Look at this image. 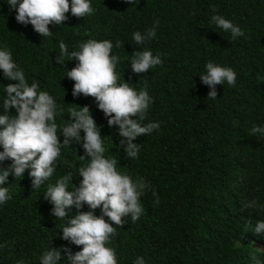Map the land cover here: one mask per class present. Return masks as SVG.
<instances>
[{
    "label": "trees",
    "instance_id": "16d2710c",
    "mask_svg": "<svg viewBox=\"0 0 264 264\" xmlns=\"http://www.w3.org/2000/svg\"><path fill=\"white\" fill-rule=\"evenodd\" d=\"M7 2L0 0V48L12 51L29 84L35 79L55 98L63 109L57 124L68 120L70 107L89 106L101 128L105 155L118 159L119 171L151 185L140 198L144 214L136 221L125 217L123 227L113 225L118 235L108 246L115 249L117 264H134L137 257L145 264H264V234L254 231L264 220V136L249 135L253 125L264 127V0H91L94 14L77 18L69 12L63 25H49L52 35L47 37L18 23ZM214 14L245 35L233 40L211 22ZM157 20L156 36L146 47L159 53L163 64L133 73L131 53L143 46L132 35ZM88 39L114 45L120 40L122 47L112 49L120 58L115 69L120 81L137 91L147 82L152 103L142 124L158 122L160 127L133 141L140 145L135 159L119 147L118 126L108 125L94 98L73 97L75 82L66 74L78 61L55 63L60 40L71 52ZM209 61L231 67L237 77L235 86L217 85L214 100L207 99L210 88L200 79ZM8 83L17 81L6 80L0 70V102ZM10 112L15 115V109ZM82 143L62 150L53 176L38 189L32 187L30 169L23 177L9 175L0 185L11 197L0 204V264H41L50 248L62 250L58 264H70L63 249L73 255L82 250L62 239V228L79 211H89L87 204L66 209L68 216L57 219L44 196L48 184L69 173V189L79 187L78 169L88 162L79 158L85 155ZM11 163L5 160L0 167ZM252 201L256 204L249 207Z\"/></svg>",
    "mask_w": 264,
    "mask_h": 264
},
{
    "label": "clouds",
    "instance_id": "9594fccd",
    "mask_svg": "<svg viewBox=\"0 0 264 264\" xmlns=\"http://www.w3.org/2000/svg\"><path fill=\"white\" fill-rule=\"evenodd\" d=\"M7 3L10 9L16 11V21L23 25L30 24L41 37L51 36L49 25H63L68 20L69 12L77 18L95 12L91 0H8ZM211 22L223 31L230 32L233 40L245 35L238 25L219 14H214ZM158 25L157 20L144 33H133L135 44L143 46L131 53L130 66L133 73H146L163 64L160 54L153 55L146 47L147 42L155 38ZM58 47L55 60L57 65H65L73 59L78 61L66 74L67 78L75 82L73 97L81 94L93 97L98 109L108 118V125L118 126L121 137L119 147L124 149L128 158H137L140 145L133 141L159 129L160 124H142L152 103L147 82L144 88L137 91L129 82H121L116 73L120 58L112 54V49L121 48L122 42L117 40L114 45L108 39H88L79 44V51L70 52L65 42L60 40ZM205 68L206 72L200 74V79L210 88L207 99H216V86L223 85L225 81L235 86L237 77L231 67L209 61ZM0 70L6 80L17 81L4 85L6 97L3 96L0 102L4 112L0 114V146L3 148L0 151V162L8 159L12 161L7 169L0 167V185L5 184L9 175L23 177L25 171L30 169L28 174L32 187L38 189L53 176L62 150L82 140L85 155L79 158L88 162L78 169L77 173L83 177L79 187L73 185L69 189V181L72 183L73 178L69 173L58 178L54 184H48L44 196L50 198L54 205L53 215L57 219H65L68 216L66 209L73 206L81 209L87 204L90 209L79 211L67 219V226L62 228V239L82 246V250L74 255L69 249H63L68 253L66 257L70 264H117L116 251L108 246L110 238L118 235L117 227L124 226L125 217L130 216L136 221L144 214L140 198L151 185L143 177L133 179L127 172L119 171L118 159L105 155L101 128L97 126L89 106L70 107L68 120L58 125L56 117L62 114L63 109L48 91L40 90L38 81L33 79L29 84L24 70L17 65L7 46L0 48ZM11 109H15V115L10 112ZM249 135L264 136V127L253 125ZM10 198L8 187L0 186V204ZM255 204L256 201H252L249 207ZM97 208L101 210L100 215L95 214ZM254 231L264 234V220L256 222ZM61 251L59 248L45 250L41 264H58L62 257ZM134 264H145V260L137 257Z\"/></svg>",
    "mask_w": 264,
    "mask_h": 264
}]
</instances>
